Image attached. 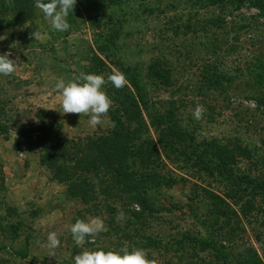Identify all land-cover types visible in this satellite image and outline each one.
Wrapping results in <instances>:
<instances>
[{
	"label": "rangeland",
	"instance_id": "rangeland-1",
	"mask_svg": "<svg viewBox=\"0 0 264 264\" xmlns=\"http://www.w3.org/2000/svg\"><path fill=\"white\" fill-rule=\"evenodd\" d=\"M6 1L0 0V37H6L0 40V55L10 53L17 68L11 75H0V264H74L73 257L85 249L140 247L128 217L116 222L120 231L115 232L107 222L112 216L101 208L96 211L94 201L85 204L71 196L68 185L55 179L44 161L56 142L84 140L112 127L108 115L103 124L92 127L90 116L64 114L61 93L54 87L60 78L67 82L82 72L103 75V90L113 105L115 87L107 77L120 71L117 61L126 63L140 74L147 98L173 101L182 125L197 139L238 141L264 159V16L250 0L224 9L202 0H129L121 10L106 8V16L123 18L130 30L118 53L112 47L109 52L98 50L116 29L109 19L104 20L105 27L94 29L74 6L67 17L71 27L59 32L40 9L35 7L30 19H21L1 7ZM33 32L39 35L34 37ZM157 59L167 62L166 85L150 74ZM197 105L206 110L199 120L193 115ZM164 162L174 182L163 188L161 200L171 211L157 213L158 219L147 222L143 231H165L169 236L163 237L160 248L145 249L148 258L158 264H222L210 250H195L178 241L180 231L203 229L202 217L196 214L205 209L192 211L196 200L190 202V197L205 185L215 190L220 186L194 176L190 161ZM249 163L242 160L241 167ZM260 167L264 171L260 164L255 169ZM95 201L104 202L100 197ZM97 216L106 230L86 237L83 246L76 245L70 225L77 218ZM241 223L244 231L224 243L236 253L252 246L264 264V229L258 221ZM49 232H56L60 240L54 256L44 246Z\"/></svg>",
	"mask_w": 264,
	"mask_h": 264
},
{
	"label": "trees",
	"instance_id": "trees-1",
	"mask_svg": "<svg viewBox=\"0 0 264 264\" xmlns=\"http://www.w3.org/2000/svg\"><path fill=\"white\" fill-rule=\"evenodd\" d=\"M127 1L76 0L75 6L82 11L90 27H105V19L116 27L106 35L104 47L98 45V50L109 52L110 47L116 53L122 50L125 36L130 33L128 25L121 17L106 16L104 9L113 12L112 8L116 7L121 10ZM239 1L202 0L208 6L216 4L222 9L227 5L236 6L233 4ZM250 2L263 17L264 0ZM1 7L10 9L21 19H30L35 10V0H7ZM115 64L125 74L128 83L123 88L111 89L114 103L108 116L112 127L106 132L88 135L84 140L56 142L48 153V159L44 160L53 177L68 185L71 196L80 198L85 204L94 201L96 211L101 208L108 212L112 217H108L107 222L110 228L115 226V232H119L120 227L113 216L118 210H123L129 218L128 225H133L134 233L139 237L136 241L140 244L138 248L155 249L160 248L163 237L167 238L168 233H145L143 229H146L147 222L158 219L157 213L171 211L161 200L163 188L174 182L164 159L190 161L194 176L201 180L209 178L220 187L215 190L205 185L201 193L195 191L190 197V202L196 200L192 211L205 209V213L196 214L202 217L203 229L197 233L180 231L179 243L189 244L195 250H210L213 258L222 264H233L234 261L237 264H261L252 246L236 253L224 241L231 243L239 231H244L241 223L244 219L248 224L258 221L259 227L264 229V171L261 167L255 169L259 164L264 168V159L253 152L255 148L247 149L238 141L197 139L194 131L182 125L179 109L173 101L150 100L143 92L140 74L132 72L126 63L117 61ZM165 65L167 62L159 59L150 65V74L163 85L170 78ZM242 160L250 162L249 167H241ZM98 197L104 202H96ZM171 206L179 208L172 203Z\"/></svg>",
	"mask_w": 264,
	"mask_h": 264
},
{
	"label": "clouds",
	"instance_id": "clouds-1",
	"mask_svg": "<svg viewBox=\"0 0 264 264\" xmlns=\"http://www.w3.org/2000/svg\"><path fill=\"white\" fill-rule=\"evenodd\" d=\"M76 0H35V7L40 9L46 20L50 21L51 28L55 31L65 32L71 25L67 21L69 12H73ZM35 37L39 35L33 32ZM6 37H0V40ZM10 53L0 55V75L8 76L16 71V61L9 59ZM107 81L115 88L120 89L127 85L128 81L124 73L116 70L108 75ZM106 81L103 75L80 73L71 80L65 82L60 78L54 87L61 93V103L64 114H79L90 116L89 124L96 127L105 122L112 101L103 90ZM206 110L203 105H197L193 111L194 117L199 120ZM113 126L114 122H113ZM138 207V206H137ZM117 221L126 219L125 213L121 210L116 217ZM70 232L76 245L83 246L86 237H95L106 230L104 220L97 217H90L87 220L77 218L70 225ZM50 250V256L55 255V249L60 246L59 236L56 232H49L47 242L44 245ZM74 264H158L156 259H149L148 253L143 248L127 247L116 250H89L85 249L76 254Z\"/></svg>",
	"mask_w": 264,
	"mask_h": 264
}]
</instances>
